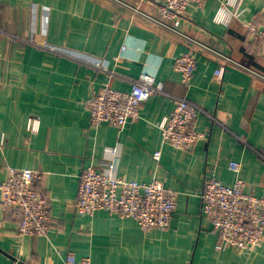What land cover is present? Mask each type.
Returning <instances> with one entry per match:
<instances>
[{"label":"crops","instance_id":"0c3cea01","mask_svg":"<svg viewBox=\"0 0 264 264\" xmlns=\"http://www.w3.org/2000/svg\"><path fill=\"white\" fill-rule=\"evenodd\" d=\"M222 2L189 4L181 24L189 39L137 12L159 16L155 5L141 0H0V184L10 167L41 171L37 187L53 221L46 234H20L0 190V264H64L70 252L93 264H264V238L252 250H217L218 234L202 213L205 180L232 184L231 161L241 163L245 191L264 197V79L204 47L264 76V47L243 25L264 21V0H244L242 19L229 24L214 21ZM188 52L197 66L185 86L175 60ZM99 60L105 69L91 64ZM220 63L227 66L222 81L214 75ZM142 73L214 117L200 113L192 125L204 139L185 150L163 142L159 123L175 107L163 93L151 96L141 117L122 129L91 124V95L107 86L130 91ZM117 145L122 177L157 180L178 193L166 229L145 232L133 218L76 210L83 171L100 167L107 148Z\"/></svg>","mask_w":264,"mask_h":264},{"label":"built area","instance_id":"2783aa9c","mask_svg":"<svg viewBox=\"0 0 264 264\" xmlns=\"http://www.w3.org/2000/svg\"><path fill=\"white\" fill-rule=\"evenodd\" d=\"M157 7L159 16L155 17L137 12L157 26L180 37L189 38L182 30L181 24L188 14V6L195 3L203 6L207 0H141ZM244 0H223L214 16L217 23L229 24L233 20H241L245 11ZM248 32L264 47V21L260 24L244 21ZM53 51L62 52L59 48L45 44ZM225 63L235 64L250 71L259 78L264 76L234 61L219 51L210 49ZM64 53V52H62ZM79 61H90L64 53ZM91 64L104 68L103 63L93 61ZM197 66L196 56L188 52L175 60V70L180 73L181 81L190 86ZM105 69V68H104ZM227 70L226 64L220 63L215 70V78L222 81ZM163 93L175 101L172 112L159 123L163 142L176 149H190L205 138L204 131L192 127L200 113L214 118L196 102L172 95L165 90L164 82L156 80L149 73H142L132 79L130 91H121L105 87L91 95L87 101L90 122L94 126L109 123L122 129L129 121L141 117L143 104L153 95ZM32 122V129L35 128ZM3 143V139L1 140ZM120 146L108 147L106 156L100 167H87L78 185L75 207L79 213L93 215L97 210H106L110 214L122 218H133L143 231L157 227L166 229L177 206L176 191L166 189L157 180L140 182L127 180L119 174L118 161ZM161 151L154 153L159 160ZM229 168L235 174L232 184H225L216 177L207 178L200 193L202 213L210 219L213 232L218 234L217 250L231 247L237 251L252 250L264 238V197H257L245 191L246 183L241 177V163L231 161ZM43 173L36 169L10 167L8 177L0 184L3 206L17 217L18 231L22 235H43L51 230L53 221L50 204L46 194L37 187ZM64 264H93L91 257L77 258L70 252Z\"/></svg>","mask_w":264,"mask_h":264}]
</instances>
